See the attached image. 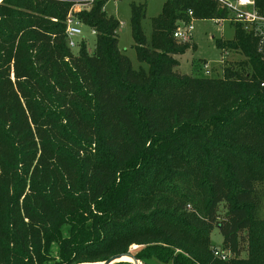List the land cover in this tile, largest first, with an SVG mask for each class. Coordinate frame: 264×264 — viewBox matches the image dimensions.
<instances>
[{"label": "trees", "instance_id": "16d2710c", "mask_svg": "<svg viewBox=\"0 0 264 264\" xmlns=\"http://www.w3.org/2000/svg\"><path fill=\"white\" fill-rule=\"evenodd\" d=\"M106 2L78 14L95 45L89 54L82 43L76 56L64 36L69 0L0 2V264H46L52 244L55 264L119 255L140 264H264L256 40L234 24L233 39L217 46L245 60L216 78L186 77L175 60L188 48L173 39L177 25L227 21V12L214 0H165L148 45L143 8L134 6V48L147 66L134 71ZM255 4L264 9V0ZM214 230L235 259L214 258Z\"/></svg>", "mask_w": 264, "mask_h": 264}, {"label": "rangeland", "instance_id": "374dc122", "mask_svg": "<svg viewBox=\"0 0 264 264\" xmlns=\"http://www.w3.org/2000/svg\"><path fill=\"white\" fill-rule=\"evenodd\" d=\"M164 2L165 0H108L103 8L106 16L112 17L118 23V28L116 30L118 39L117 48L119 52L128 59L134 71L140 69L147 71V66L139 63L137 60L130 24L132 7L140 6L143 8L144 17L140 22V26L147 44L150 45L152 37L151 21L160 14ZM10 9L16 11L12 6ZM180 24H178L177 27H181L182 25L180 26ZM192 27V38L188 42H182L183 44H187L188 48L184 53L175 57V60L178 63V71L181 75L186 77L195 76L202 78H216L221 74L220 69L234 67L236 64L245 60L239 52L230 51L226 47L220 49L217 46V41L225 44V42L233 39V24H230L229 22L216 23L214 20L193 19ZM81 31V38L86 42L87 52L91 54L94 50L95 36L91 34L88 28H82ZM72 54L73 56L77 55V53L74 52ZM89 148L90 147H88L86 151H88ZM256 190L262 192V209L259 218L264 221V190L260 185L256 186ZM66 235L67 230L62 229L61 236L65 237ZM209 242L211 247L221 249L222 238L218 230H214L210 234ZM139 250L140 248L137 246H132L130 252L135 254ZM48 257L49 262L46 264L60 263V249L58 245L52 244L49 247ZM244 258H246L245 251L240 255L239 259ZM231 259H235L232 254ZM212 262L214 261L212 260ZM78 264L101 263L81 262ZM150 264L159 263L150 261Z\"/></svg>", "mask_w": 264, "mask_h": 264}, {"label": "built area", "instance_id": "2783aa9c", "mask_svg": "<svg viewBox=\"0 0 264 264\" xmlns=\"http://www.w3.org/2000/svg\"><path fill=\"white\" fill-rule=\"evenodd\" d=\"M2 0H0L1 2ZM100 0H69V8L64 21V36L66 47L71 53H77L82 43L86 44L81 38L82 28L86 27L78 18L81 12H88L94 3ZM108 1V0H106ZM221 10L227 12V21L214 20L216 23L229 22L239 25L243 31L256 40L257 52L264 56V9L259 10L256 7L255 0H214ZM192 19V14L189 13ZM182 25V26H181ZM173 32V39L179 43L188 42L192 38V20L186 24H180ZM95 36L94 30L88 28ZM213 256L217 260L227 262L231 259V253L222 249L213 248Z\"/></svg>", "mask_w": 264, "mask_h": 264}, {"label": "water", "instance_id": "95a60500", "mask_svg": "<svg viewBox=\"0 0 264 264\" xmlns=\"http://www.w3.org/2000/svg\"><path fill=\"white\" fill-rule=\"evenodd\" d=\"M129 259V263L131 264H140L134 257H132L131 255H119V256H115L110 258L109 260H107L106 262H104L103 264H115V263H119V262H123V259Z\"/></svg>", "mask_w": 264, "mask_h": 264}, {"label": "bare ground", "instance_id": "6f19581e", "mask_svg": "<svg viewBox=\"0 0 264 264\" xmlns=\"http://www.w3.org/2000/svg\"><path fill=\"white\" fill-rule=\"evenodd\" d=\"M128 261H129V259H126V258L123 259V262H128Z\"/></svg>", "mask_w": 264, "mask_h": 264}]
</instances>
